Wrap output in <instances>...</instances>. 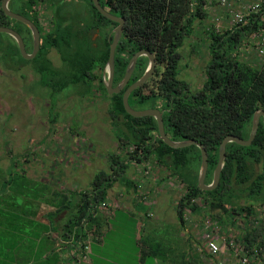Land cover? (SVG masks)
<instances>
[{
  "label": "trees",
  "instance_id": "obj_1",
  "mask_svg": "<svg viewBox=\"0 0 264 264\" xmlns=\"http://www.w3.org/2000/svg\"><path fill=\"white\" fill-rule=\"evenodd\" d=\"M42 1L45 0H12L9 4L12 12L27 18L38 28L41 42L37 55L32 60H25L12 39L8 43L0 40V61H10L17 67L30 63L41 85L46 86L51 94L62 91L68 85H85L99 77V87L108 98V117L121 131L116 137L118 147L126 150L124 160L120 155L110 154V172H99L94 176L89 190L92 193L88 195L91 200H87L86 209L79 208L74 223L86 217L91 206L105 199L106 191L125 173V162L140 163L150 158L170 170L186 186V192L177 204L179 216L186 208L196 210L203 206L214 213L227 206L234 215L256 216L252 203L259 202L264 207V171L255 176L252 167L254 164H263L264 167L262 121L250 146L227 145L226 160L217 188L207 192L200 190L197 185L201 158L199 149L195 146L172 149L155 139L156 121L152 117L134 118L127 114L122 104L123 92L108 95L102 76L92 74L94 68L103 70L106 65L111 42L108 34L116 24L103 17L91 0L77 1L90 8L89 15L94 26L87 24L82 10L60 14L63 7L61 1L50 0L51 11L56 10L52 12L55 21L45 31L39 24V12L36 10ZM99 1L111 14L125 20L115 53L113 86L121 81L128 61L136 52L146 50L154 56L156 66L152 77L130 94L128 103L134 110L156 108L163 112L164 131L170 139L195 140L202 144L208 156L205 183L209 184L218 162L222 140L229 135L246 140L253 114L257 110L264 111V57L249 62L240 60L239 54L233 53L240 45L242 28L232 34L206 30L204 34L210 58L204 69L205 81L201 89L193 92L185 81L179 79V51L194 33L196 21L206 18L203 10L205 0ZM192 2L196 3L195 8H191ZM101 22L104 38L102 46L95 48L90 33L92 27L100 26ZM10 23L17 26L15 31L23 36L27 52L31 51L29 29L6 17L0 0V27L11 28ZM51 51L58 54L61 61L59 67L52 63L49 57ZM3 54L9 57V61L2 58ZM17 59L21 60L19 65ZM147 64V58L138 59L127 86L143 75ZM237 190L241 195L246 193L250 203L246 206L236 205L239 200ZM199 198L203 199L200 203L197 201ZM235 222L233 217L231 224L235 225ZM244 229L242 245L251 253L257 249L258 257L264 264V209L259 224H252L250 228L245 226Z\"/></svg>",
  "mask_w": 264,
  "mask_h": 264
},
{
  "label": "crops",
  "instance_id": "obj_2",
  "mask_svg": "<svg viewBox=\"0 0 264 264\" xmlns=\"http://www.w3.org/2000/svg\"><path fill=\"white\" fill-rule=\"evenodd\" d=\"M125 163V173L106 191L105 199L74 223L79 208L86 209L87 200H91V186L72 185L83 179L82 168L72 161H38L36 165L43 172L36 180L31 179L36 174L31 171L30 179L18 183L32 182L33 189L38 185L45 188V192L35 193L31 208L0 203V247L7 248L0 251L1 264H219L234 260L225 244L234 238V230L221 228L228 232L227 239L213 233L215 242L221 241L216 243L222 249L217 256L210 254L204 239L203 222L209 218L214 225L223 224L221 212L208 209V214L203 207L186 208L179 216L177 204L186 192L180 186H186L177 176L166 168L168 173L163 176L151 175L152 163L163 167L153 159ZM61 166L65 169H59ZM103 172H110V163L109 170ZM9 181L3 189L8 188ZM115 185L118 190L113 193ZM143 196L147 199L142 200Z\"/></svg>",
  "mask_w": 264,
  "mask_h": 264
},
{
  "label": "rangeland",
  "instance_id": "obj_3",
  "mask_svg": "<svg viewBox=\"0 0 264 264\" xmlns=\"http://www.w3.org/2000/svg\"><path fill=\"white\" fill-rule=\"evenodd\" d=\"M67 2L76 3L77 9L84 8V5L77 0H67ZM49 3L50 0L41 3L45 26L47 23L48 26L50 25L52 17ZM207 12L205 19L196 21L194 33L179 51L181 55L179 79L185 81L193 92L201 89L205 81L204 69L210 58L204 31L211 26L224 31L230 25L229 16L220 5H209ZM0 40L6 43L12 42L11 38L3 33H0ZM245 53L246 56L242 54L240 60L255 62L252 53L248 54L249 52L246 51ZM49 57L52 63L59 67L61 61L58 54L53 51ZM2 58L9 61L6 54H3ZM16 61H18L17 65L21 63L20 59ZM3 63L0 61V203L6 202L10 206L31 208L35 193L45 192V188L38 185L33 189L32 182L23 186L18 183L20 180L24 183L30 179L28 176L31 171L36 173L30 176L31 179L36 180L43 172V169L36 165L38 161L46 163L49 160H57L58 164L63 160L72 161L73 165H78V168H82L84 172L81 175L83 182L74 181L73 187L84 188L88 185L89 189L88 183L94 175L109 170L110 154L118 153L125 158L126 150L120 149L116 140L121 131L108 117V98L99 87L97 80L99 77L96 81L86 82L85 85H68L62 91L51 94L46 86L41 85L40 78L30 63L20 67L15 64L4 66ZM103 70L94 68L92 74L102 76ZM89 73L91 74V71ZM152 165L154 167H151L153 169L151 175L163 176L168 173L165 168H157L153 163ZM252 167L255 176L264 171L263 164H254ZM59 169L64 170L65 167L61 166ZM23 175H25L24 179ZM76 175L80 176V174ZM7 181L10 182L9 186L3 189ZM175 184L180 185V182L176 181ZM180 188L184 193L185 187L180 186ZM117 190L118 187L115 185L112 192L115 193ZM236 195L239 196L236 205L246 206L250 203L246 193L241 195L237 190ZM199 199L203 201L202 198ZM252 205L256 216L234 215L227 206L218 211L219 214L221 212V218L225 222L215 225V233L226 237L228 232H223L221 228L229 227L234 230V238L240 241L245 233V226L250 228V225H258L260 222L264 207L255 201ZM202 209L208 210L204 206ZM233 217L236 221L235 226L229 225ZM216 243L219 245L221 241L217 240ZM1 249L7 248L0 247V251ZM8 253L12 255L11 248Z\"/></svg>",
  "mask_w": 264,
  "mask_h": 264
},
{
  "label": "water",
  "instance_id": "obj_4",
  "mask_svg": "<svg viewBox=\"0 0 264 264\" xmlns=\"http://www.w3.org/2000/svg\"><path fill=\"white\" fill-rule=\"evenodd\" d=\"M10 1L12 0H2L1 9L4 12L6 17L25 25L29 29L31 40H32L31 52L27 53L26 48H25V43H24L22 36L18 32H16L14 29L8 28V27H0V33L8 35L13 40V42L17 45L21 56L25 60H31L36 56L40 48L39 30L36 27V25H34V23H32L30 20H28L27 18L19 14L12 12L9 9ZM91 1H92L93 6L103 17L117 24V26L112 31L113 37H112V40L109 46L108 60L106 62V65L103 70V75H102V82L107 91V94L112 95V94H119L123 92L122 93L123 108L125 112L129 114L130 116L134 118L152 117L156 121V124H157V135L155 136V139L161 140L168 147L172 149H183V148H187L191 146L197 147L200 151V157H201L199 170H198V176H197L198 188L205 192L216 189L217 186L219 185L220 174H221V171L224 167V163L226 160L227 145L230 143H235L242 147L250 146L253 140L255 139L257 130L259 128L260 121H262L264 125V111L257 110L253 114V117L251 120V129H250L248 138L246 140H243L233 135H229L222 140L219 146L218 162L213 171L212 180L209 184H206L205 179L207 176V169H208V161H207L208 156H207L206 150L204 149L203 145L196 142L195 140L174 141L170 139L164 131L163 112H161L159 109H156V108H150V109H145V110H134L133 108L130 107L128 103V98L130 94L134 90L142 87L152 77L154 70H155V66H156L154 56L146 50H140L136 52L128 61L124 76L121 79V81L116 86H113L114 70H115V53H116V48L119 44V41L122 37L123 26H124L125 20L121 17H117L115 15L110 14L107 10L102 8L99 3V0H91ZM142 57H145L148 60L147 67L143 75L137 81L127 86L135 70L138 59Z\"/></svg>",
  "mask_w": 264,
  "mask_h": 264
},
{
  "label": "built area",
  "instance_id": "obj_5",
  "mask_svg": "<svg viewBox=\"0 0 264 264\" xmlns=\"http://www.w3.org/2000/svg\"><path fill=\"white\" fill-rule=\"evenodd\" d=\"M212 4L220 5L227 13V16H229L230 25L224 32H231L232 34L238 29H243V36L240 37V45L233 53L239 54L240 58L242 54L246 56V51L247 53L249 52L248 54L252 53L254 58L262 59L264 57V0H251L249 2L245 0H205L203 10H205L206 16L208 6ZM195 6L196 3L192 2L191 8H195ZM208 30H213L216 33L222 32L212 26ZM134 163L138 164L139 162ZM148 173L147 171L145 172V174ZM146 199L147 197H142V200ZM197 201L199 203L201 202V200ZM102 206H105V204L103 203ZM215 227L209 218L203 222L204 239L207 241L208 250L210 254L217 256L222 254V249L219 248L212 237L215 232ZM226 239L224 240L226 241ZM225 244L232 250L234 260L231 262L222 261L219 264H262V260L258 257L257 249H254L253 253L249 252L242 245V240L238 241L232 237V239H227Z\"/></svg>",
  "mask_w": 264,
  "mask_h": 264
},
{
  "label": "flooded vegetation",
  "instance_id": "obj_6",
  "mask_svg": "<svg viewBox=\"0 0 264 264\" xmlns=\"http://www.w3.org/2000/svg\"><path fill=\"white\" fill-rule=\"evenodd\" d=\"M43 2V1H42ZM41 2V3H42ZM60 2V1H59ZM69 2V1H68ZM67 2V0L66 1H64V0H61V3H62V8H61V10H60V14H63V13H72V12H74L76 9H77V5H76V3H73V2H70V4ZM41 3H40V5L39 6H37L36 7V10L39 12V24H40V26L42 27V29H44L45 31H47V29H50L52 26H53V21H55V18H54V16H53V13L56 11L55 10V8H54V10L53 11H51V9H50V6H49V9H50V14H51V20H50V25L48 26V23H47V26H45V24L43 23V15H44V10L42 9V5H41ZM44 3H46V0L44 1ZM99 3H100V1H99ZM101 5V4H100ZM102 7V6H101ZM56 8H57V6H56ZM81 8V7H80ZM103 8V7H102ZM89 9L90 8H83L82 9V11H83V16L85 17L84 18V20L86 21V22H88L87 24L88 25H90V26H92L93 25V23H91V21L93 20L92 18H91V15H89ZM105 10H107L108 12H109V10L108 9H106V8H104ZM53 12V13H52ZM110 13V12H109ZM111 14V13H110ZM113 15V14H112ZM42 20V21H41ZM11 24V28L12 29H14L15 30V28H17V26L14 24V23H10ZM116 24V23H115ZM125 24V23H124ZM94 26V25H93ZM117 26V24L115 25V27ZM114 27V28H115ZM124 27V26H123ZM103 28V22H101V25L100 26H98V25H96V27H92V29H93V31L90 33V39H91V43H92V45L95 47V48H97V47H99V46H102V42H103V38H104V34H103V31H104V29H102ZM114 28H111V31H113V29ZM111 31H110V33L108 34V37L110 38V40H112V37H113V34L111 33ZM40 33V32H39ZM22 38H23V36H22ZM97 39V40H96ZM23 40H24V38H23ZM96 40V41H95ZM25 41V40H24ZM40 42H41V39H40ZM27 51V50H26ZM31 52V51H30ZM29 52V53H30ZM51 52H53V51H51ZM50 52V53H51ZM28 53V52H27ZM2 55V53L0 52V56ZM37 55V54H36ZM32 60V59H31ZM61 64V63H60ZM3 65L4 66H10V65H12V64H10V63H3ZM21 65V64H20ZM60 66V65H59ZM98 80V79H97ZM96 81V80H95Z\"/></svg>",
  "mask_w": 264,
  "mask_h": 264
}]
</instances>
